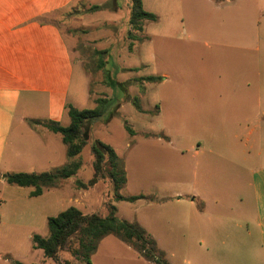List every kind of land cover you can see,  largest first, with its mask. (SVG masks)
<instances>
[{
    "label": "crops",
    "instance_id": "1",
    "mask_svg": "<svg viewBox=\"0 0 264 264\" xmlns=\"http://www.w3.org/2000/svg\"><path fill=\"white\" fill-rule=\"evenodd\" d=\"M230 1L239 3V13L221 15L225 24L214 34L190 27L186 72L162 68L156 75L160 124L154 135L134 130L124 149L113 148L126 172L119 193L143 197L111 200L110 206L156 246L186 242L180 263L159 246L170 264H264V0H178L176 14L190 4ZM72 2L0 0V264H26L13 247L20 229L31 240L36 224L67 208L68 187L75 190L69 201L81 211L89 191L76 184L92 177L79 154L68 157L61 135L44 126L68 125L73 59L51 14ZM176 78L186 88L177 87ZM143 96L142 90L136 97ZM147 155L155 162H146ZM73 163L79 166L72 175L38 195L3 177Z\"/></svg>",
    "mask_w": 264,
    "mask_h": 264
},
{
    "label": "rangeland",
    "instance_id": "2",
    "mask_svg": "<svg viewBox=\"0 0 264 264\" xmlns=\"http://www.w3.org/2000/svg\"><path fill=\"white\" fill-rule=\"evenodd\" d=\"M143 2L146 10L160 16L159 21L142 22L143 30L150 34L149 38H145L142 30H137L129 24L130 0H74L70 5L51 14V19L66 39L73 59L68 102L78 109L93 108L97 105V98L117 97L120 101L117 114L107 122H104V116L95 119L91 126L94 138L118 150L124 149L129 139L122 119L138 133L148 131L151 136L160 124L155 115L159 96L157 83L139 80L136 84L134 79L140 75L156 76L162 68L176 75L185 73L188 60L186 43L187 35L191 33L190 27L204 26L208 32L214 34L225 24L221 15L235 16L240 8L237 1L225 2L218 6L190 4L189 8H184L183 15H178V0ZM213 8H217L218 13H208L214 10ZM232 24H235V21ZM167 28H173V32L166 33ZM156 49L159 54L157 58ZM121 68L125 70L116 72ZM112 80H116L120 85L113 87ZM177 84V87L186 88L185 82L178 81ZM142 90L144 96L138 99L136 96L142 93ZM132 99L146 111L137 113ZM67 124L68 116L63 122V125ZM89 159V147L85 145L78 160L84 165L83 170H90L92 175L91 168L87 166ZM145 160L149 163L155 162L153 155H147ZM83 189L89 191L81 197L84 203L82 212L106 216L110 211V202L114 200L111 184L107 180H99L98 185ZM74 192L71 187L66 189V207H77L75 202L69 201ZM33 229L41 236L48 235L46 222L36 224ZM22 231L20 229L13 247L23 263L86 264L80 252H73V249L81 251L76 240L72 239L69 247L60 250L54 260L44 256L41 249H32L30 238H26ZM185 245L186 242L158 241L157 247H163L168 253L173 252L174 260L180 263L184 259ZM89 258L91 264H147L132 244L113 234L101 238Z\"/></svg>",
    "mask_w": 264,
    "mask_h": 264
},
{
    "label": "trees",
    "instance_id": "3",
    "mask_svg": "<svg viewBox=\"0 0 264 264\" xmlns=\"http://www.w3.org/2000/svg\"><path fill=\"white\" fill-rule=\"evenodd\" d=\"M129 24L137 30H142V22L157 21L158 16L143 9L141 0H130ZM118 69L116 72H119ZM158 76H145L134 79L135 81L146 80L156 81ZM120 85L116 80H112L111 85ZM97 105L93 108L78 109L72 105L67 106L69 124L61 126L55 122L45 123L49 130L58 132L62 142L66 145L68 157L80 153L85 145L89 147L90 167L92 177L87 182L76 180L80 187L87 188L93 186L99 180H107L111 184L114 200L133 201L142 198V195L122 196L119 190L126 182V172L122 159L118 157L113 148L92 136V122L104 116L107 122L114 114H117L120 101L115 98H97ZM138 111H141L136 100H131ZM114 103V104H113ZM123 127L129 135H134L135 131L122 119ZM37 123V122H30ZM78 163L68 164L55 172H13L3 175L9 184L29 187L33 190L31 195H38L44 187H52L60 178H65L74 173L78 168ZM48 235L46 237L34 233L31 235V247L41 249L44 256L57 259L60 250L69 247V242L76 240L81 251L73 249L74 253H81L86 264H90V254L95 249L97 242L106 235L113 234L128 241L138 250L139 254L146 260L154 264H170L165 258L164 252L157 248L153 239L146 231L135 223L120 219L115 216V207L110 206V211L106 216L97 213H83L74 206H69L58 212L54 216L47 218ZM35 264V263H32Z\"/></svg>",
    "mask_w": 264,
    "mask_h": 264
}]
</instances>
